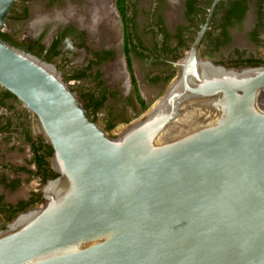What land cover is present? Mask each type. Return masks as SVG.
I'll list each match as a JSON object with an SVG mask.
<instances>
[{"label": "water", "instance_id": "obj_1", "mask_svg": "<svg viewBox=\"0 0 264 264\" xmlns=\"http://www.w3.org/2000/svg\"><path fill=\"white\" fill-rule=\"evenodd\" d=\"M0 86L36 117L56 176L41 205L0 231V264H264V65L225 67L199 49L115 136L52 63L1 38Z\"/></svg>", "mask_w": 264, "mask_h": 264}, {"label": "flooded vegetation", "instance_id": "obj_2", "mask_svg": "<svg viewBox=\"0 0 264 264\" xmlns=\"http://www.w3.org/2000/svg\"><path fill=\"white\" fill-rule=\"evenodd\" d=\"M125 2L128 9L126 14L122 15L118 0H110L111 16L107 18L102 13L91 11L92 0H15L1 32L9 34L13 41L24 44L26 48H22L21 51L52 63L63 81L82 104H84L82 92L88 91L89 88L96 87V92L104 93L106 99L97 111H93L92 107L83 106L93 120L99 125L103 123L101 126L103 129L107 130L108 121L114 123L113 128L107 131H114L117 124H128L141 115L135 111L137 107L132 95L133 92L139 93L134 62L138 61L145 67V72L140 80L143 85H148L155 93L164 84L168 88L169 84L179 74L180 68L176 63L184 56L196 35V33L193 34L186 45L180 46V40L184 34L179 30V26L192 28L189 26L190 21L186 19L184 14L187 0H149L148 7L143 6L142 9L139 8L138 0H125ZM251 2L254 4L256 0H248L249 8L242 18V22L250 9ZM36 6L39 9L35 10ZM170 6H174L181 12L180 21L173 23L167 21L164 11ZM215 11L211 24L200 44L201 59H207L225 67L240 68L264 65V58H259L263 63L258 65L239 64L238 55L235 53L236 48L231 50L232 58L229 63H220L212 59L216 51L222 50L232 43L231 29L239 24L227 28L231 36L230 42L220 45L213 52L204 51L208 36L212 31ZM8 21L16 24L27 23L30 34L21 35L12 27L7 30ZM258 21L260 20L258 19ZM258 21L250 33L255 30ZM202 23L199 24V27ZM250 33L248 37L254 40ZM57 38L61 39L55 48L58 54L48 60L46 58L48 50ZM38 45L43 46L42 51L38 50ZM76 54H79L83 61L78 66L71 63V59ZM241 57L247 58L248 56H244L242 53ZM80 71H84L86 76L79 79L70 78L72 74ZM126 73L129 76L130 84L133 85V92L129 90L126 93V90L120 87V85L125 87L123 79ZM111 83L114 86L117 83L119 89L114 90V86L110 87ZM4 90L0 86V112L7 113L5 116L0 113V139L6 137L22 141L28 147L30 157L22 164L3 162L0 157V208L2 205H12L13 208H16L19 202L29 201L36 193L41 195V200L29 204L24 210H19L10 217L4 210L1 211L0 209V231L4 230L19 212L43 203L41 187L51 179L50 172L56 173L51 163L52 155H46V149L50 145L45 141L39 127L37 135L31 134L29 131L28 117H34L35 120L36 117L23 104L20 110H17L15 104L19 100L15 96L3 98ZM163 94L159 95L156 100ZM102 110L105 111V115L100 118L99 114ZM128 111L131 114H128ZM7 124L8 129H4ZM37 141L42 144L45 143L44 147L40 146L38 152V156L45 161L44 164L37 163L36 157L34 159L35 154L32 147ZM14 181H17V185L13 188L10 183ZM30 182H34L38 186L37 191L32 188L27 195H22L15 201L6 199V194L9 195L22 184Z\"/></svg>", "mask_w": 264, "mask_h": 264}, {"label": "rangeland", "instance_id": "obj_3", "mask_svg": "<svg viewBox=\"0 0 264 264\" xmlns=\"http://www.w3.org/2000/svg\"><path fill=\"white\" fill-rule=\"evenodd\" d=\"M139 3V8L143 6L149 5V0H138ZM40 6V5H39ZM39 9L37 6L35 7V10ZM142 9V8H141ZM165 17L167 18V21L169 23L177 22L181 20V12L178 11L174 6H170L169 9H165L164 11ZM118 19V18H117ZM263 22V28L259 31L254 36V40L249 38V33L250 31L254 28V25L256 21ZM11 27L15 29L19 34L24 35V34H30L29 32V25L27 23H13L12 21H8L7 25V30H10ZM231 34H232V43L228 45L227 47H224L222 50L216 51L214 55L212 56V59L217 61V62H230L231 61V50L233 48L239 49L244 53V56L248 57H256V58H264V4L261 8L257 7L256 3L250 5V9L248 10L243 22L239 25H236L233 29H231ZM189 45V44H188ZM205 51V50H204ZM246 54V55H245ZM82 58L80 57L79 54H76L72 59L71 63L73 65H80L82 63ZM134 70L136 72V77L138 79V90L139 93H134L133 92V85L130 84L129 82V76L126 73L124 76L123 81L125 82V87L123 85H120V87L124 90H126V93L130 90L133 95V99L135 101L136 105V112L137 114H142L145 112L150 106L153 105L155 102L156 98L163 94L167 88V85L164 84L163 87L157 91L156 93L148 86V85H143L140 80L141 76L145 72V67L142 63L140 62H134ZM143 82V81H142ZM124 84V83H123ZM117 83L110 85V87H115L114 90L119 89L117 87ZM22 106V103L18 101L15 104V107L17 110H20ZM1 115H6L3 111L0 112ZM128 114H131V112L128 111ZM105 111L102 110L101 113L99 114L100 118L104 117ZM101 120V119H99ZM29 123V131L33 135H37L38 131V123L37 120L33 117H28ZM101 126H103V123H100ZM126 124L119 123L115 127L114 131H107L109 135H113L116 132L120 131ZM112 133V134H111ZM0 157L3 162H9L13 164H22L25 163L28 157H30V152L28 147L22 143V141H18L17 139L14 138H6L3 137L0 139ZM38 190V186L34 184V182L30 183H24L22 184L16 191L10 193L7 195L6 193V199L7 200H12L15 201L18 198H21L22 195H27L30 192V189Z\"/></svg>", "mask_w": 264, "mask_h": 264}, {"label": "trees", "instance_id": "obj_4", "mask_svg": "<svg viewBox=\"0 0 264 264\" xmlns=\"http://www.w3.org/2000/svg\"><path fill=\"white\" fill-rule=\"evenodd\" d=\"M212 0H187L186 2V10L184 12L185 17L188 21H190L189 26L192 28L179 26V30H181V33L184 34L181 37L180 40V46L186 45L190 40L191 36L196 33V31L199 28V24H201L204 20L205 14L211 4ZM264 4V0H256L257 7L261 8ZM118 6L120 13L122 15L126 14L127 11V4L125 0H118ZM217 10L215 11L212 31L208 36V41L205 44V51L213 52L214 50L218 49L220 45H223L225 43H228L231 41V36L227 31V28L229 26H233L236 24H240L242 22V18L244 17L247 9L249 8L248 0H221L220 3L217 5ZM263 28V22L258 21L255 27V30H253L250 33V36L254 38L257 31L261 30ZM188 35V36H187ZM1 38L12 45L13 47L22 50V48H26L24 44H20L16 41H13L9 34L7 33H1ZM61 39L57 38L55 41L51 44V47L48 50V54L46 55V58L49 60L52 56H55L58 54V51L55 49ZM38 50L42 51L43 46L38 45ZM235 53L238 55L237 61L240 62L239 64H251V65H258L263 63L261 59L255 58V57H247L243 58L241 57L242 51L235 49ZM86 74L84 71L76 72L70 76V78H83ZM96 92V87L89 88L88 91L82 92V98L84 99V106L85 107H92L93 111H97L104 103V100L106 99V96L104 93ZM98 94V95H97ZM3 98L12 97L13 95L8 92L7 90H4L2 93ZM114 126V123L111 121H108L106 124V129L110 130ZM4 129H8V124L4 127ZM45 143H41L40 141H37L33 145V152H34V159L37 160V163H45L42 157L38 156V152L40 149V146L44 147ZM46 155H52V148L51 146H48L46 149ZM44 156V155H43ZM39 165V164H38ZM22 169V167H20ZM51 178L55 177L57 174L54 172H50ZM4 179V178H3ZM11 186L14 188L17 185V181L10 183ZM41 200V195L39 193H36L29 201H21L19 202L18 206L16 208H13L12 205H2L0 208L1 211L4 210L6 214L10 217L13 214H15L19 210H24L26 206L29 204H33L34 202H38Z\"/></svg>", "mask_w": 264, "mask_h": 264}, {"label": "bare ground", "instance_id": "obj_5", "mask_svg": "<svg viewBox=\"0 0 264 264\" xmlns=\"http://www.w3.org/2000/svg\"><path fill=\"white\" fill-rule=\"evenodd\" d=\"M92 9H91V11H95V12H97V13H102V14H104L107 18H109L110 16H111V12H110V0H92ZM91 14V13H90ZM101 14V16H103ZM98 15V14H97ZM95 16V15H94ZM94 16H92V17H94ZM104 17V16H103ZM95 18H97L96 16H95ZM99 18H100V16H99ZM98 18V19H99ZM92 20H94V19H92ZM100 20V19H99ZM107 20H110V19H107ZM111 21V20H110ZM109 22V21H108ZM98 24V23H97ZM97 27V26H96ZM95 30H96V28H95ZM110 69H112V68H110Z\"/></svg>", "mask_w": 264, "mask_h": 264}]
</instances>
